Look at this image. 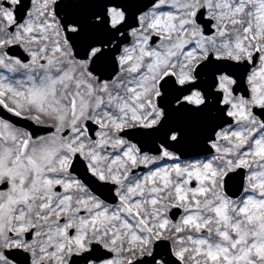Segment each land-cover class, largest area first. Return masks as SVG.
<instances>
[{
  "label": "snow or ice",
  "instance_id": "snow-or-ice-1",
  "mask_svg": "<svg viewBox=\"0 0 264 264\" xmlns=\"http://www.w3.org/2000/svg\"><path fill=\"white\" fill-rule=\"evenodd\" d=\"M0 264H264V0H0Z\"/></svg>",
  "mask_w": 264,
  "mask_h": 264
}]
</instances>
